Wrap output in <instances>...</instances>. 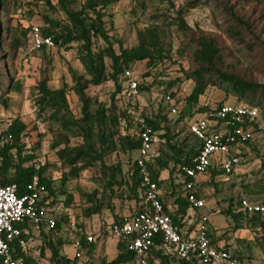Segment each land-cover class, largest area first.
Instances as JSON below:
<instances>
[{"label":"trees","instance_id":"1","mask_svg":"<svg viewBox=\"0 0 264 264\" xmlns=\"http://www.w3.org/2000/svg\"><path fill=\"white\" fill-rule=\"evenodd\" d=\"M240 1L246 5L264 6V0ZM120 2L121 0H0V109L8 111L11 99L9 95L21 93V84L16 80L15 62L22 52L41 53L45 61L50 63L49 51L52 48H35L33 44L34 26H30L29 22L35 16L34 10L45 13L42 15L43 25L38 28L44 37L52 38L53 48L69 51L73 45H78V60L82 67L79 71L68 66L72 84L68 86L65 83L59 89L49 86L48 73L42 70L41 79L33 89L38 115H43L44 121L49 124L50 149L56 153L57 165L36 164L37 154L46 134L38 133L33 136L30 125L20 119L13 120L6 128H2L0 122V184L16 185L19 196L28 194V186L34 182L45 187L46 193L38 206L55 219V227L50 229L42 225L38 228L44 236V244L40 248L41 259H45L48 264H79L83 255L92 259L97 243L94 240L92 243L88 242L89 234L83 223L75 225L76 239L73 243L75 247L79 243L76 249L80 256L70 258L61 253L65 243L58 237V233L63 224H69L66 212L70 205L75 204V197L67 186L70 182L79 180L84 172H89L91 181L96 185L92 192H78V204L85 225L103 211H110L114 215L113 224H122L145 210L146 190L141 185L138 156L127 172L121 162L110 161L113 154L138 155L141 141L126 112L127 108H131L154 133L155 143L147 166L152 180L158 185L159 199L164 205L165 214L184 236L193 234L201 217L206 216V236L210 244L216 248L222 246L243 264L244 255H235L226 245H221V241L227 238V232L219 237L216 236V231L209 229V214L201 215L200 210H195V215L199 214L198 220L190 227L186 222L191 210L189 191L186 189L189 179L185 178L181 169L192 167L194 159L201 152V142L189 128L188 134L180 138V134H176L171 127L164 126L169 122L166 115L148 113L139 101L143 93L161 87L163 101L169 107V113H172L167 98L172 102L177 93L173 89L182 80L163 83L148 71L141 76L143 81L139 83L134 69L145 62L148 69L156 70L172 61L174 56L187 55L192 67L184 74L185 80L192 81L194 89L179 110L176 126L192 118V106L198 103L210 87L223 89L242 103L234 105L235 107L256 109L264 119V82L256 79L252 72L247 71L249 69L242 70L240 62L242 59V62L251 59L252 66L263 67L264 31L243 8L231 4L230 0H188L178 8L172 0H165L166 7H159L147 0H137L135 8H131L129 12L133 14L140 10L144 15L148 11L150 14L147 23L136 28L135 44L128 49L122 41H114L112 35L114 29L111 10ZM201 7L210 8L213 15L220 18V29L225 39L200 30L194 32L188 26L185 20L187 12ZM19 10L22 11L20 18L16 16ZM96 40L103 42L105 47L94 50ZM225 41L231 43L230 47ZM252 70L254 72L255 69ZM126 71H131L138 84V97L132 100H126L124 96L128 83ZM7 78L8 85L5 84ZM107 84L114 87L109 104L98 101V96L93 94L94 90ZM224 106L226 105L221 104L215 110L200 108V118L194 121L201 118L216 120L212 115ZM259 115L253 121L246 119L243 124L230 126L229 129L233 131L241 128L250 133L252 139V136L261 131L257 122ZM218 123L222 124L223 121L218 120ZM215 129L219 131L218 128ZM251 139L242 141L236 138L232 152L239 163L230 174H226L219 160L215 159L213 167L205 174L211 180L203 183L205 176L199 180L196 195L204 200L205 207L202 187L211 184L217 189L223 183L222 179L229 180L234 176L243 162L245 154L242 150L246 146H252ZM75 141L78 143L73 145ZM50 167L60 172L57 180L47 177ZM167 181L169 186L166 192L162 190V185ZM242 193L236 201L230 200V207L225 213L227 217L234 219L235 226L231 231H249L255 237L253 241L264 250V220L258 214L244 213L240 206L242 198L264 205V198L261 201L255 199L256 196H264V177L254 188L244 186ZM61 197H65L62 208L65 214L61 212L59 215L56 208ZM169 199L172 200L171 208L168 206ZM125 202L134 203L136 208L129 218H122L116 212L117 207ZM17 227L22 235L11 244L14 258L23 259L28 264H41L28 255L27 246L19 244L21 240L28 243L35 226L24 223ZM117 249L118 256L114 261L108 263L103 260L101 264H212L196 256L181 259L161 243L142 258L130 252L122 239L118 241ZM47 251L49 256H46Z\"/></svg>","mask_w":264,"mask_h":264},{"label":"rangeland","instance_id":"2","mask_svg":"<svg viewBox=\"0 0 264 264\" xmlns=\"http://www.w3.org/2000/svg\"><path fill=\"white\" fill-rule=\"evenodd\" d=\"M22 2H28L29 0H21ZM153 2L159 7H166L165 0H147ZM176 7H182L188 0H172ZM137 0H121L111 10L112 18L111 23L113 25V40L122 41L126 48H131L135 44V32L137 27H142L148 21L150 12H146L145 15L137 10L135 13H130V9H134ZM231 4L238 5L251 16L252 20L258 23L260 28L264 31V6L258 5H246L240 0H230ZM55 3V1H54ZM19 7V6H18ZM18 10V9H17ZM17 12V11H16ZM21 10L16 14L17 17H21ZM34 18L29 22L30 26L41 27L43 25L42 15L43 11L34 10ZM51 16L50 13H48ZM185 20L192 31L200 30L206 34H212L215 36H221L225 39L221 32L220 26L221 20L219 17L213 15L210 8L201 7L187 12ZM264 42V33L262 35ZM230 47L231 43L225 41ZM177 43H175V49ZM78 45H73L69 51L63 49L57 50L52 48L49 51V62H46L41 53L22 52L15 62V69L17 70L16 80L21 84V93H11L9 110L6 111L3 108L0 109V122H2V128H6L13 120L20 119L24 123L30 125L31 133L33 136L39 134H46L44 138L41 150L37 154L36 164L38 166L57 165L56 153L50 149L51 135L48 134L49 124L44 121L43 115H38L37 108L34 103L35 93L34 87L41 79L42 70H46L49 76V86L53 89L61 88L65 83L71 86V80L68 73V66L76 70H82L80 62L78 60ZM105 45L101 41H95V49L99 50L104 48ZM241 62V69L252 72L254 77L260 82H264V65L262 68L259 66H252L251 59ZM235 62L234 60H231ZM191 63L188 60L187 55L174 56L173 60L167 62L165 65L158 67L156 70H150L146 67V63H140L134 69L135 77L138 82L141 83L143 79L141 76L150 71L163 83L171 82L172 80H182L178 86L173 90L176 93L175 98L170 102V108L175 109V113H169V107L163 101L162 88H154L151 92L143 93L139 98L140 104L145 108L148 113L157 115L159 113L166 115L168 121L164 126L171 127L176 134H180V138H183L188 134L189 125L196 119L200 118L198 110L200 108H209L215 110L219 105H241L233 95L227 94L223 89L218 87H210L205 92V95L200 97L197 104L192 106V118H189L186 122L176 126V120L179 116V110L184 106L186 99L191 95L194 89V83L192 81L185 80V73L191 69ZM252 67V68H251ZM255 69L254 72L252 69ZM8 85V78L5 83ZM114 92L112 84L99 87L93 91V94L98 96V101L105 104L110 103V94ZM120 102V106H122ZM259 113V112H258ZM257 119L260 132L252 136V146H246L242 152H244L243 162L241 167L236 171L235 175L227 179H222V184L216 189L213 185L208 184L206 187H202L204 199L206 201V207L200 210L201 215L209 214L210 230L216 231V236H222L227 232V238L221 241V245H226L232 253L244 255L243 264H264V250L253 241L255 237L247 230L238 231L233 233L231 230L235 226L234 219L227 217L225 213L230 207V200L236 201V198L243 195L242 188L244 186H257L260 184V180L264 177V119L261 113H259ZM176 126V127H175ZM220 132L226 129V124L223 125L217 123L216 127ZM78 141H75L73 145H76ZM256 145V146H255ZM158 145L155 146V149ZM137 154L132 156L121 154H113L110 156L111 162H121L124 166V171L130 168L134 160L137 158ZM167 174H165V177ZM47 177L57 180L60 177V172L53 167H50L47 172ZM210 181V177H204L203 183ZM220 181V180H219ZM169 182H165L162 185L163 191H168ZM96 188V185L91 181L89 172L82 173L81 177L77 181H72L68 184L67 189L75 197V204L70 205L67 209V219L69 224H63L58 233V237L65 245L63 246L62 255H66L73 258L77 255V249L74 246L76 239V226L79 223H83L87 229V233L91 236L94 242L97 243L96 251L91 258L83 255L80 258L79 264H85L90 262L92 264H101L103 260L110 263L114 261L118 256V239L115 238L111 232L110 227L114 222V215L110 211H103L100 216H95L89 223H84L81 217V209L79 207V191L92 192ZM264 196H256L255 199L261 201ZM65 197L60 198V202L56 208L59 215L63 213V202ZM53 201V200H52ZM50 201V202H52ZM168 202V206H172V203ZM235 204L232 205L234 208ZM174 209V208H173ZM136 211L134 203L125 202L123 205L117 207L118 216L122 218H129ZM62 212V213H61ZM65 214V213H63ZM198 216L190 217L193 222L198 220ZM40 230L35 231L34 235H31L27 243V253L32 258L39 260L41 264H48L45 259L40 257V248L44 244V236L39 235ZM49 252H46V256H49Z\"/></svg>","mask_w":264,"mask_h":264},{"label":"built area","instance_id":"3","mask_svg":"<svg viewBox=\"0 0 264 264\" xmlns=\"http://www.w3.org/2000/svg\"><path fill=\"white\" fill-rule=\"evenodd\" d=\"M32 40L35 48L47 46L54 47L50 37H44L38 27H33ZM128 78L127 88L124 92L126 100L138 97V84L133 78L131 71L125 72ZM171 102L170 98H167ZM128 117L136 128L141 147L138 152L137 166L141 176V185L146 190L145 210L136 217L126 220L122 224H112L111 234L118 240L127 243L128 250L138 258H142L158 243L166 249L173 251L181 259L196 256L206 263L212 264H240L239 261L228 253L222 246H212L206 236L205 223L207 217L202 216L196 231L184 236L179 228L175 226L171 218L165 214L163 203L159 199L158 185L152 180L147 162L155 143L154 133L145 121L136 116L131 108L126 110ZM176 110L172 109V113ZM258 111L250 107H235L226 105L212 115L216 120L201 118L189 125L190 132L202 144L201 152L194 159L192 167L181 169L185 178L189 179L186 189L189 191V204L191 210H201L205 207L204 200L196 195V186L207 171L213 167L214 160H219L226 174H230L238 165L239 159L232 152V145L236 138L242 141L251 139V134L244 132L241 128L232 131L230 126L240 125L245 120L253 121L258 116ZM218 120L226 124L222 132L215 129ZM46 193L43 186L37 182L28 186V194L18 195L16 185L2 186L0 184V258L1 264H28L23 259H15L11 244L19 239L22 231L17 227L20 224L29 223L35 228L42 225L50 229L55 227V219L44 209L38 206ZM241 210L246 214H258L264 220V205L254 204L246 198L241 199ZM89 243L93 238H87ZM20 246L25 247L26 242L19 241ZM79 247V243H76ZM80 255L77 254V257Z\"/></svg>","mask_w":264,"mask_h":264},{"label":"crops","instance_id":"4","mask_svg":"<svg viewBox=\"0 0 264 264\" xmlns=\"http://www.w3.org/2000/svg\"><path fill=\"white\" fill-rule=\"evenodd\" d=\"M169 207L171 208L172 206H169ZM194 215H195V211L190 210V211H189V217H194ZM186 222L188 223V226H189V227L192 226V224L194 223L193 220H192L191 218H188V219L186 220ZM37 230H38L37 228H34V229L32 230V234L34 235L35 231H37ZM39 235H41V233H39ZM26 246H27V244H26Z\"/></svg>","mask_w":264,"mask_h":264}]
</instances>
